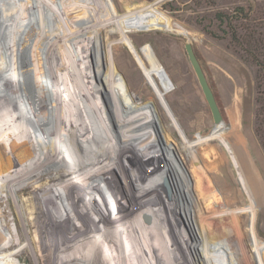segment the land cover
Returning a JSON list of instances; mask_svg holds the SVG:
<instances>
[{
    "label": "rangeland",
    "instance_id": "1",
    "mask_svg": "<svg viewBox=\"0 0 264 264\" xmlns=\"http://www.w3.org/2000/svg\"><path fill=\"white\" fill-rule=\"evenodd\" d=\"M116 21L128 32L121 36ZM149 25L157 28L144 30ZM185 44L191 45L202 67L225 129L214 140L196 146L201 171L186 152L176 151L181 139H204L215 125ZM144 48L146 58L154 59L151 67L141 54ZM108 66L120 103L107 83ZM15 69L20 76L12 79ZM152 69L158 75L148 77ZM34 70L43 75L47 102L55 95L58 113L64 118L71 113L86 135L77 145L87 157L94 158V150L103 165L107 157L106 165L117 168L119 156L132 184L138 150L150 167L157 162L164 173L165 204L157 205L161 198L154 186L146 191L168 230L164 236L173 258L170 263L236 264L232 259L239 249L240 264H264V0H0V82L8 79L0 103L9 104L21 90L25 117L27 100L38 103L30 73ZM132 108L137 112L129 119L126 110ZM76 111L81 118H75ZM24 120L30 128L28 118ZM63 138L59 136L67 148ZM120 139L133 144L127 143L126 150ZM158 148L163 152L158 153ZM196 175L211 181L230 230H219L220 219L210 210L205 212L206 237L198 231L188 198L195 199L194 186L199 189ZM147 177L158 182L152 174ZM119 179L123 180L120 173ZM184 188L189 194L186 200ZM4 210L14 236L12 217ZM1 224L2 219L0 239L8 235Z\"/></svg>",
    "mask_w": 264,
    "mask_h": 264
},
{
    "label": "bare ground",
    "instance_id": "2",
    "mask_svg": "<svg viewBox=\"0 0 264 264\" xmlns=\"http://www.w3.org/2000/svg\"><path fill=\"white\" fill-rule=\"evenodd\" d=\"M93 8L96 11V7ZM6 21H10L9 17ZM149 26L150 28L144 30L155 27V25ZM115 30L121 36L122 33L128 32L119 21L115 22ZM36 48L34 47L33 51L37 52ZM141 54L147 65L153 66L154 59L146 58L145 48L142 49ZM39 70H34V73L30 71L33 74L31 77L34 78L36 89L34 94L36 92L38 103L33 105L27 100L29 113H26L29 116L25 117L21 111L22 100L26 101L21 90H18V97L9 104L0 103V219H2L1 226L8 231V235L0 239V264H152L153 261H157L158 264L165 262L173 264L174 262L170 263L173 258L169 255L165 244L167 237L164 236V232L168 230L161 224L156 212L157 205L165 204L162 184L166 187L163 182L164 173L162 174L157 162L151 164L156 165L155 167H150L148 161H142L141 149L138 150L139 162L132 163L137 172L136 183L132 184L128 179L129 173L125 164L121 159L119 160V156H116L117 168L106 165L109 164L107 157L104 158V161L107 159L106 166L103 165L94 150L91 151L94 158L87 157L85 149L81 150L77 145L82 141L81 136L85 139L86 135L80 133V128L73 122L71 113L65 118L58 113L59 105L55 95L52 94L51 99L47 98L50 103L47 102L46 91L41 84L43 75ZM151 71L146 73L148 77L152 74L158 75L157 69ZM11 73L12 79L20 76L17 69ZM108 74L107 83L113 90L115 99L120 103L122 99L118 96L113 70L109 66ZM7 80L3 79L0 82L1 97ZM66 106V104L63 106L65 111L68 109ZM77 111L76 115L73 113L75 118H81ZM126 111L129 114L126 117L134 119L137 110L135 112L132 108ZM26 118L30 128L25 123ZM224 130L223 123H220L214 125L204 139L193 142L181 139L182 143L176 151L186 152L192 161L194 160V167L200 170L195 155L196 146L214 140ZM60 135L65 137L63 139L66 140L67 148L61 145ZM121 141L124 143V149L128 150L130 146L128 147L127 143L131 141L120 139ZM159 149L161 148H158V153H162L163 150ZM61 151L65 157L68 155L70 158L68 160L63 158ZM127 155L133 160L131 157L133 153L128 151ZM119 173L123 177L121 180L124 184L119 179ZM148 174L156 176L158 182L155 183L154 179L147 177ZM204 176L202 179L197 175L193 176L195 182H201L199 189L194 186L195 199L191 200L188 197L186 186L182 194L185 200L189 198L198 231L200 233L201 230L204 231L206 237L205 212L210 210L216 212L220 219L219 230L226 228L230 230V228L224 206L211 181L207 176L204 180ZM167 185L168 187L171 185L176 191L175 185L168 181ZM153 186L159 192L162 201L157 205L151 202L153 198H150L146 191L147 187L151 190ZM3 205L4 209H8L12 217L11 221L15 225L14 236L9 232L8 215ZM191 244L197 251L198 245L196 246L195 242ZM236 250L235 259L232 261L240 264L239 249ZM159 253L162 257H159ZM159 258L160 260L163 258L162 262ZM178 264H181L179 260Z\"/></svg>",
    "mask_w": 264,
    "mask_h": 264
},
{
    "label": "water",
    "instance_id": "3",
    "mask_svg": "<svg viewBox=\"0 0 264 264\" xmlns=\"http://www.w3.org/2000/svg\"><path fill=\"white\" fill-rule=\"evenodd\" d=\"M185 51L189 59L190 65L195 73V76L198 81L201 92L209 107L213 121L215 125L220 124L222 123L223 120H222V115H221L219 105L216 101L215 95L207 82V79L204 75L202 67L199 64V61L197 57L195 56L194 51L190 44H185Z\"/></svg>",
    "mask_w": 264,
    "mask_h": 264
}]
</instances>
